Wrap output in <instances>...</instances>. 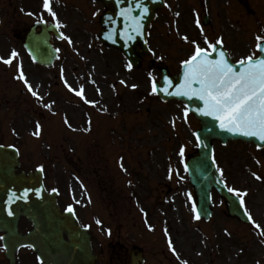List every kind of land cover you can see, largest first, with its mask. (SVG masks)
Masks as SVG:
<instances>
[{
    "label": "rangeland",
    "instance_id": "rangeland-1",
    "mask_svg": "<svg viewBox=\"0 0 264 264\" xmlns=\"http://www.w3.org/2000/svg\"><path fill=\"white\" fill-rule=\"evenodd\" d=\"M52 9L55 17L44 0H0V141L20 149L25 171L43 166L62 208L74 207L90 227L99 263L130 264V250L141 246L147 264H262L264 154L243 143H214L222 178L260 228L233 220L215 190L210 223L201 222L186 169L197 153L199 123L185 117L183 102L161 100L153 83L160 65L177 73L197 44L207 48L205 37L222 38L235 61L258 55L264 0H166L139 68L100 41L107 9L101 1L52 0ZM44 19L59 22L62 34H52L58 57L50 67L24 47L31 25ZM21 69L39 96L18 78ZM175 202L180 211L172 215ZM28 228L22 221L21 230ZM20 252V264H38L30 249ZM3 255L0 248V264Z\"/></svg>",
    "mask_w": 264,
    "mask_h": 264
},
{
    "label": "water",
    "instance_id": "water-1",
    "mask_svg": "<svg viewBox=\"0 0 264 264\" xmlns=\"http://www.w3.org/2000/svg\"><path fill=\"white\" fill-rule=\"evenodd\" d=\"M103 1L107 5L112 3L114 12H107L102 17L101 22L105 29L101 33V40L123 51L129 61L138 66L143 51H148L147 28L155 16V9L163 5V0ZM144 8L148 9L146 13ZM37 26L41 27L40 33L36 31ZM37 26L28 34L26 47L37 61L50 65L56 52L51 48L48 32L54 30L57 33V29L44 24ZM139 44L142 49L138 47ZM219 51H222L220 46L211 58H219ZM261 56H264V53ZM227 59L231 63L228 57ZM234 66L237 70L241 67L240 64ZM185 70L184 66L182 74L177 77L171 76L164 69L163 78L156 84V88L165 100H184L202 124V129L198 132L200 155L188 162L191 182L195 185L199 198V216H210L211 189L215 187L229 200L231 213L246 219L240 203L237 204L236 199L228 194L219 178L215 162L211 159V140L218 139L223 143L229 140H243L254 142L260 147L264 146V141L255 136H245L222 129L218 120L199 111L204 106L203 101L195 97L176 95L179 86L184 82ZM168 81H171V85ZM18 156L15 147L0 145V231L3 232L2 240L10 263L15 262L16 251L27 245L33 248L44 264H96L97 256L92 251L89 231L81 227L73 210H60L57 192H47L40 169L28 174L18 171ZM22 217L32 224V229L26 234L19 231ZM138 251L140 252L138 249L133 251V264L142 262Z\"/></svg>",
    "mask_w": 264,
    "mask_h": 264
},
{
    "label": "snow or ice",
    "instance_id": "snow-or-ice-1",
    "mask_svg": "<svg viewBox=\"0 0 264 264\" xmlns=\"http://www.w3.org/2000/svg\"><path fill=\"white\" fill-rule=\"evenodd\" d=\"M44 8L53 17L56 16L52 9V0H44ZM147 11L148 9L144 8V12ZM56 26L60 27L59 22ZM184 39L187 40L188 37H184ZM257 40H261V37H257ZM205 43L207 48L197 44L194 54L183 62L186 69L184 82L175 94L189 98L195 97L203 101L204 106L199 111L203 115L212 116L218 120L222 129L245 136H255L264 141V56L256 58L249 55L246 60L242 59L238 62L241 67L237 70L234 64L229 62L224 51H219V58H211L212 53L217 51V46L223 43L222 38L211 43L205 37ZM256 48L264 53V46L260 43H257ZM16 55L15 51L11 54L12 57ZM4 63L11 64L12 58L4 60ZM18 78L23 79L33 96H39L24 76L22 69ZM168 83L171 85V81ZM69 87L71 86L69 85ZM132 87H136V85H132ZM155 91L156 85L153 83V92ZM77 94L82 95V90ZM187 114L185 111V117ZM37 127L39 128V125ZM37 134L38 132L34 133V135ZM180 154L184 155L183 149ZM40 170H44L43 166L40 167ZM228 191L235 192L237 196L241 195L238 190L233 188H228ZM240 203H244L243 199ZM69 211L72 209L69 208ZM245 212L247 213V209ZM196 218H200L198 212ZM249 220H252L250 214ZM253 223L257 228H260V225L255 221Z\"/></svg>",
    "mask_w": 264,
    "mask_h": 264
},
{
    "label": "bare ground",
    "instance_id": "bare-ground-1",
    "mask_svg": "<svg viewBox=\"0 0 264 264\" xmlns=\"http://www.w3.org/2000/svg\"><path fill=\"white\" fill-rule=\"evenodd\" d=\"M68 81H70V80H68ZM102 90H103V92H105L106 93V91H105V89L104 88H102ZM175 205H174V208H173V211H172V215H174L175 213H179V211H180V208L178 207V204L175 202L174 203ZM177 204V205H176ZM174 225V224H173Z\"/></svg>",
    "mask_w": 264,
    "mask_h": 264
},
{
    "label": "flooded vegetation",
    "instance_id": "flooded-vegetation-1",
    "mask_svg": "<svg viewBox=\"0 0 264 264\" xmlns=\"http://www.w3.org/2000/svg\"><path fill=\"white\" fill-rule=\"evenodd\" d=\"M263 262H264V259H263Z\"/></svg>",
    "mask_w": 264,
    "mask_h": 264
}]
</instances>
